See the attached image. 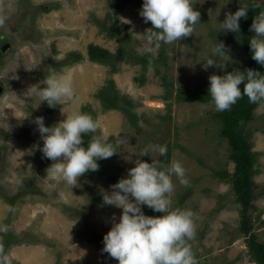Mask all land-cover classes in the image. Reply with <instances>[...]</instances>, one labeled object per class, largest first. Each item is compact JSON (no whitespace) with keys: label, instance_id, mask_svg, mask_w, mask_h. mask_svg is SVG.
Listing matches in <instances>:
<instances>
[{"label":"rangeland","instance_id":"rangeland-1","mask_svg":"<svg viewBox=\"0 0 264 264\" xmlns=\"http://www.w3.org/2000/svg\"><path fill=\"white\" fill-rule=\"evenodd\" d=\"M142 2L0 0V15L7 17L0 28V222L10 228L3 245L13 264H118L102 249L103 235L121 209L104 205L102 194L127 175L137 158L151 162V156L139 153L155 144L168 147L167 157L158 159L169 165L179 160L186 169L189 184L181 185L173 176L169 198L172 209L194 213L196 234L189 243L199 264H259L248 251L247 238L253 234L264 243V104L254 109L247 124L255 162L242 215L244 201L229 180L234 163L214 104L178 97L182 89L207 91L213 73L243 70L246 19L239 21L237 33L216 28L225 13L250 0H197L193 7L200 22L193 34L158 49L146 40L152 25L139 14ZM111 24L117 26L113 37ZM216 39L229 50L231 62L224 69L204 70L199 61ZM122 43L126 52L120 58L112 56L108 63L88 58L89 44L114 55ZM143 54L149 58L145 64L135 58ZM50 70L71 75L74 97L61 106H37L34 84ZM110 82L113 91L105 93V101L115 91L129 101L125 109L104 108L100 92ZM61 107L68 113L78 108L92 114L97 134L117 145L116 154L99 160V169L83 174L72 188L52 179L46 169L53 161L33 150V145H42L35 117L55 124L65 117ZM9 206L15 211L8 212ZM141 209L150 216L147 206ZM243 216L248 224L242 223Z\"/></svg>","mask_w":264,"mask_h":264},{"label":"clouds","instance_id":"clouds-1","mask_svg":"<svg viewBox=\"0 0 264 264\" xmlns=\"http://www.w3.org/2000/svg\"><path fill=\"white\" fill-rule=\"evenodd\" d=\"M196 2L143 0L139 14L152 25L146 34L148 44H154L158 49L161 45L173 44L193 34L194 26L200 22V13L193 7ZM227 2L224 0L223 4ZM250 4L259 7L255 0L241 3L235 12L225 13L224 20L218 22L216 32H240L239 21L247 18ZM6 19L0 15V28L5 26ZM250 31L254 33L248 39L252 59L264 66V8L254 16ZM147 51H152V48ZM199 62H202L204 70L209 67L224 69L231 62V57L223 42L217 41ZM208 79V95L218 112L230 110L242 96H246L250 103L264 104V74L261 71L234 69L223 75L213 73ZM241 84L243 90L239 87ZM33 92L39 97L37 106L41 102H46L49 107L61 106L74 97L72 77L50 70L46 77L34 84ZM61 113L65 114L64 119L47 126L42 116L35 117L42 145H33V150L38 149L44 158L53 161L46 169L52 179L72 188L77 186L78 178L83 174L99 169V160L116 154L117 145L108 137L97 134L98 125L91 114L78 108L68 113L62 107ZM90 134L93 135L85 145L84 135L89 137ZM152 153L156 154L155 159ZM167 153V145L146 147L139 156L149 155L151 162L137 158L134 166L127 170V175L111 185L110 192L102 194L104 205L121 209L118 220L113 216L111 227L103 235L102 249L118 264H199L189 243L196 234L194 213L190 209H172L169 198L175 188L173 176L181 185L189 184L186 169L179 160H173L169 165L167 160L158 159L160 156L167 157ZM141 205L162 215H145ZM7 211L14 212L15 209L9 206ZM9 231V226L0 222V264H13L14 258L3 245V237Z\"/></svg>","mask_w":264,"mask_h":264},{"label":"trees","instance_id":"trees-1","mask_svg":"<svg viewBox=\"0 0 264 264\" xmlns=\"http://www.w3.org/2000/svg\"><path fill=\"white\" fill-rule=\"evenodd\" d=\"M259 7L250 5V8L247 10V18H245V24L244 27L246 32L242 38V45L243 49L246 52V63L242 71L246 69H253L257 71H261L262 74H264V66H261L257 64L255 60L252 59L251 55V49L248 44V39L250 38V25L253 21L254 16L260 11L262 8H264V2L258 4ZM116 25L111 24L109 26V36L113 37L117 34ZM125 48L123 43L120 44L118 50L114 53H110L107 49H104L98 45L89 44L88 45V58L91 61L96 62H106L108 63L112 56L114 57H122L125 55ZM136 60L142 64L147 63V60L149 59L147 55H137ZM74 60H77L78 57L74 56ZM49 72H46L48 74ZM241 90H243V84L239 86ZM113 91V85L110 82L108 86H106L104 89L101 90V99L103 100V106L105 109H114L119 107L120 105L123 106V109H125V105L129 104V101L124 98L123 96H119L118 93H110L107 96L106 100V92L111 90ZM181 94L178 95L180 99L182 100H211L210 96L208 95L207 91L202 90H190V89H182L180 90ZM121 103V104H120ZM259 104H253L250 103L248 98L246 96H242L237 102L232 105L230 110L223 111V112H216V116L220 119L222 127H221V135L225 136L227 139V142L230 146V159L234 163V171L229 176V180L233 183L234 188L237 196L239 199L243 200L244 202L242 205V215L244 214V207L247 205L248 198L245 200L244 198L249 195V185L251 182H249V179L253 173V165L255 162V154L251 151V145L249 143V135L247 129V124L251 122L254 119V109ZM92 115V114H91ZM45 125H52L48 118L44 119ZM88 139L84 137L83 143L86 145ZM216 175H219L221 177H227L226 172H216ZM228 179V178H227ZM147 209L150 211V216H159L158 213H155L150 208L147 207ZM242 223L248 224V221L245 219V216H243ZM248 242V251L252 257L253 260L258 262L259 264H264V243L257 242L255 239V236L253 234H250L247 238Z\"/></svg>","mask_w":264,"mask_h":264}]
</instances>
